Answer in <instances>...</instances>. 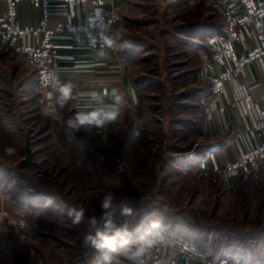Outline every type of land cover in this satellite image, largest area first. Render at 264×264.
Listing matches in <instances>:
<instances>
[{"label":"rangeland","instance_id":"rangeland-1","mask_svg":"<svg viewBox=\"0 0 264 264\" xmlns=\"http://www.w3.org/2000/svg\"><path fill=\"white\" fill-rule=\"evenodd\" d=\"M225 17L220 1L123 0L110 35L127 59L137 112L104 136L68 128L69 108L49 131L53 120L39 114L24 87L20 64L28 59L0 41L1 188L42 206L23 244L43 238L58 248L36 264H105L110 251L84 246L83 238L103 229L108 194L118 241H136L144 226L160 221L153 231L164 241L208 262L264 264V178L252 173L227 184L201 164L211 146L203 128L211 84L201 68L217 54ZM134 118L142 129L136 138L128 125ZM26 138L34 152L29 168L22 167ZM124 206L131 215L122 214ZM81 207L85 218L74 225L68 211ZM28 247L15 245L10 264H23Z\"/></svg>","mask_w":264,"mask_h":264},{"label":"crops","instance_id":"crops-1","mask_svg":"<svg viewBox=\"0 0 264 264\" xmlns=\"http://www.w3.org/2000/svg\"><path fill=\"white\" fill-rule=\"evenodd\" d=\"M98 1L102 2L105 15L117 21L123 10V0H16L15 11L21 28H39L44 25L47 31L55 32L67 25H74L79 30L88 24ZM214 1L223 3L226 11L236 18L242 15L237 0ZM8 10V0H0V15H5ZM235 34L237 39L232 44V50L239 57H244L257 44V35L251 28L239 23ZM219 36H225V33ZM45 39L43 33H32L27 36L25 43L28 47L36 48L41 47ZM47 42L56 52V61L46 71L40 68L36 59H31L32 63L23 52L15 50L28 59L27 63L20 64L21 71L25 70L27 76L24 87L37 101L39 114L53 120L49 131L58 125L55 123L61 116L60 107L49 95L53 92L52 86L36 90L43 80V72H51V77L62 84L72 85L71 99L62 107L69 108L72 115L108 109L116 105L117 96L121 97L123 103L118 106V118L100 128L87 126L85 129L90 133L110 135L115 127L123 126L130 115L135 116L138 94L127 76V59L117 49L111 35L108 41L96 47L90 46L81 32L53 34ZM224 60V64H221L216 56L211 61L205 59L201 68V77L211 84L203 122L205 138L211 146L201 164L204 168L219 172L227 184L252 173L264 178V57L240 67L238 72L224 79L217 88L216 83L222 73L237 69L227 57ZM93 94L97 95L98 100L93 99ZM43 108L49 109L48 115L43 113ZM133 121V136L136 138L141 132V120L134 118ZM255 151L256 156L244 161L246 155ZM33 213L35 216L39 214L31 212L14 200L10 193L0 189L1 263L15 262V245L29 246L30 253L24 255L23 264H36L39 259L51 260L55 257L58 248L46 239L29 238L25 242L27 245L23 244L20 235L23 234L27 239L30 237ZM154 238L156 243L147 252L153 251L158 243H163V256L167 259L180 264H214L206 258L186 252L176 244L167 243L159 235ZM111 254L108 252L106 256Z\"/></svg>","mask_w":264,"mask_h":264},{"label":"built area","instance_id":"built-area-1","mask_svg":"<svg viewBox=\"0 0 264 264\" xmlns=\"http://www.w3.org/2000/svg\"><path fill=\"white\" fill-rule=\"evenodd\" d=\"M242 9V15L238 18L226 11V26L224 28L225 36H218L214 42L219 44L216 54V59L224 64V57H227L237 69L228 71L220 75L217 81V88L232 74L238 72L240 67L248 65L255 60L264 57V2L257 0H237ZM9 10L5 15H0V41L12 46L14 49L23 52L28 59H36L40 68L46 71L52 67L56 61V52L49 45L47 39L53 34H75L81 32L85 35L89 45L96 47L98 44L108 41L109 34L113 28L116 19L111 16H106L102 10V2L96 3L94 14L90 17L86 27L79 30L74 25H67L58 29L55 32H49L45 26L39 28H21L18 25V17L15 11L16 0H8ZM251 28L257 35V44L244 57H239L232 50V44L237 39L235 28L237 24ZM43 33L46 37L41 47L31 48L25 43L29 34ZM50 65V67H49ZM43 80H47L52 76L51 72H43ZM257 151L250 153L244 157V161L256 156ZM20 227H23L22 225ZM21 239L25 238L23 234ZM164 245L158 243L154 250L145 253L143 260L147 264H180L176 261L167 259L163 256Z\"/></svg>","mask_w":264,"mask_h":264},{"label":"clouds","instance_id":"clouds-1","mask_svg":"<svg viewBox=\"0 0 264 264\" xmlns=\"http://www.w3.org/2000/svg\"><path fill=\"white\" fill-rule=\"evenodd\" d=\"M49 85L53 88V92H50L49 95L54 98L55 104L62 108L71 99L72 85L70 83L62 84L58 79L50 77L47 80H42L36 90L39 91L41 88ZM93 99L98 100L96 94H93ZM115 100L116 105L108 109L74 113L67 119V127L74 131H79L87 126L100 128L109 122L115 121L120 114V108L118 106L123 103L120 96H117ZM42 111L45 115L49 113L48 108H43ZM7 151L13 152L14 149L9 148ZM101 208L103 210L102 218L105 220L104 227L103 229L97 228L94 234L91 232L84 234L83 245L91 246L100 252L108 250L115 253V257L105 256V264H144L143 257L145 253L156 243L154 237L158 233L153 230L161 226V222L150 221L148 225L144 226V234L140 235L136 241H131L129 238L124 237H121L118 241V233H113L115 225L112 219V212L110 211L113 210V196L111 194L103 198ZM132 211L130 207L124 206L122 214L131 215ZM68 216L74 225H79L85 218V209L82 207L70 209ZM88 223L92 227H95L97 225L96 217L90 218Z\"/></svg>","mask_w":264,"mask_h":264},{"label":"trees","instance_id":"trees-1","mask_svg":"<svg viewBox=\"0 0 264 264\" xmlns=\"http://www.w3.org/2000/svg\"><path fill=\"white\" fill-rule=\"evenodd\" d=\"M223 32L224 31H222V30H220V31L218 30V31H216V34L215 35H222ZM62 109L63 108L60 107V114L63 113V110ZM133 123H134V121L132 120V122L128 124L130 126V130H131V134L132 135H134V131H135L134 126H133ZM32 164H33V161L29 165L22 164V167L23 168H29ZM0 189H2L1 188V183H0ZM4 191H6V190H4ZM6 192L10 193L12 195V197L14 198V200H16L18 203L26 206L28 209H30L31 212H37V211H39V210L42 209V206L40 204L36 203L33 199H31L29 197H25V196L21 195L18 192H15V194L12 193V192H9V191H6ZM167 239L169 240V237H167ZM79 264H87V260L86 259H80L79 260Z\"/></svg>","mask_w":264,"mask_h":264},{"label":"water","instance_id":"water-1","mask_svg":"<svg viewBox=\"0 0 264 264\" xmlns=\"http://www.w3.org/2000/svg\"><path fill=\"white\" fill-rule=\"evenodd\" d=\"M25 151H26V157L25 159L22 160V164L29 165L32 163L34 158V152L32 151L31 141L29 138H26Z\"/></svg>","mask_w":264,"mask_h":264}]
</instances>
